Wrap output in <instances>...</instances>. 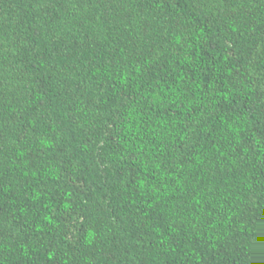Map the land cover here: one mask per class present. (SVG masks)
I'll return each mask as SVG.
<instances>
[{"label": "trees", "instance_id": "obj_1", "mask_svg": "<svg viewBox=\"0 0 264 264\" xmlns=\"http://www.w3.org/2000/svg\"><path fill=\"white\" fill-rule=\"evenodd\" d=\"M0 264H264V0H0Z\"/></svg>", "mask_w": 264, "mask_h": 264}]
</instances>
